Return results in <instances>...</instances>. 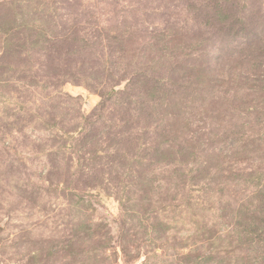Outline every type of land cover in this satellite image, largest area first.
<instances>
[{
	"label": "rangeland",
	"instance_id": "374dc122",
	"mask_svg": "<svg viewBox=\"0 0 264 264\" xmlns=\"http://www.w3.org/2000/svg\"><path fill=\"white\" fill-rule=\"evenodd\" d=\"M0 264H264V0H0Z\"/></svg>",
	"mask_w": 264,
	"mask_h": 264
}]
</instances>
